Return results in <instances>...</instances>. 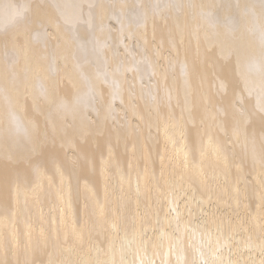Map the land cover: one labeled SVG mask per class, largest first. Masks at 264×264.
Listing matches in <instances>:
<instances>
[{
	"label": "bare ground",
	"instance_id": "6f19581e",
	"mask_svg": "<svg viewBox=\"0 0 264 264\" xmlns=\"http://www.w3.org/2000/svg\"><path fill=\"white\" fill-rule=\"evenodd\" d=\"M0 264H264L262 0H0Z\"/></svg>",
	"mask_w": 264,
	"mask_h": 264
},
{
	"label": "snow or ice",
	"instance_id": "6c2138e0",
	"mask_svg": "<svg viewBox=\"0 0 264 264\" xmlns=\"http://www.w3.org/2000/svg\"><path fill=\"white\" fill-rule=\"evenodd\" d=\"M262 3H264V0H262Z\"/></svg>",
	"mask_w": 264,
	"mask_h": 264
}]
</instances>
